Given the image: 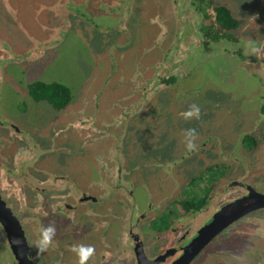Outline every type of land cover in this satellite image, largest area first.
Listing matches in <instances>:
<instances>
[{
    "label": "flooded vegetation",
    "instance_id": "obj_1",
    "mask_svg": "<svg viewBox=\"0 0 264 264\" xmlns=\"http://www.w3.org/2000/svg\"><path fill=\"white\" fill-rule=\"evenodd\" d=\"M255 5L0 0V87L73 18L121 34L97 48L82 101L70 88L49 101V129L37 135L0 107V264H77L73 244L95 247L88 264H264V205H236L264 195V0ZM192 104L200 119L185 120ZM49 224L53 245L38 254Z\"/></svg>",
    "mask_w": 264,
    "mask_h": 264
},
{
    "label": "rangeland",
    "instance_id": "obj_2",
    "mask_svg": "<svg viewBox=\"0 0 264 264\" xmlns=\"http://www.w3.org/2000/svg\"><path fill=\"white\" fill-rule=\"evenodd\" d=\"M227 1L239 10L253 9L254 4L257 5L261 0ZM24 15L26 16L24 26L29 27L31 18L28 13ZM91 25L82 19L73 18L72 26L58 46L47 48L42 56L27 61L24 65H10L6 68V78L0 87L2 111L24 129L38 135L43 132V127L47 130L51 126L48 121L52 118L54 108L48 97H36L31 90L27 91V86L30 87L29 82L33 80L60 82L68 86L75 97H79V102L82 101L84 85L89 86L97 80L95 77L97 48L103 47L111 38L121 35ZM24 30L26 31L25 28ZM34 31H39L38 26L35 25ZM146 130L151 132L152 129L147 126ZM60 156L67 157L63 147L56 153V158ZM74 163H78L77 159H74Z\"/></svg>",
    "mask_w": 264,
    "mask_h": 264
},
{
    "label": "clouds",
    "instance_id": "obj_3",
    "mask_svg": "<svg viewBox=\"0 0 264 264\" xmlns=\"http://www.w3.org/2000/svg\"><path fill=\"white\" fill-rule=\"evenodd\" d=\"M253 53H258L259 49L252 47ZM185 120L200 119L201 109L199 105L192 104L187 111L181 113ZM198 133L196 129L189 128L184 131V143L187 151L194 152L197 150ZM56 236V228L53 224L40 229V236L36 242L35 248L38 254H43L53 245ZM70 251L73 252L78 260L77 264H88V261L95 255V247L93 245L73 244L70 246Z\"/></svg>",
    "mask_w": 264,
    "mask_h": 264
},
{
    "label": "trees",
    "instance_id": "obj_4",
    "mask_svg": "<svg viewBox=\"0 0 264 264\" xmlns=\"http://www.w3.org/2000/svg\"><path fill=\"white\" fill-rule=\"evenodd\" d=\"M30 90L36 97H48L49 101L56 105H60V99L63 98L65 100L69 94L68 86L57 81L45 82L37 80L30 83Z\"/></svg>",
    "mask_w": 264,
    "mask_h": 264
},
{
    "label": "water",
    "instance_id": "obj_5",
    "mask_svg": "<svg viewBox=\"0 0 264 264\" xmlns=\"http://www.w3.org/2000/svg\"><path fill=\"white\" fill-rule=\"evenodd\" d=\"M252 194H253L252 196L247 197L245 200L238 201V203L236 204L238 206V210L241 207L244 208L245 204H246L245 209H242L241 211H245L247 209H251V208H253L255 206L264 205V197H263L264 195L255 194V193H252ZM233 208L235 209V207H233ZM221 220H223L222 213L218 212L215 215L214 220H212L210 223L206 224L204 226V228H202V230H203L202 234H204L206 237H210L211 235L215 234L216 233V227L221 224L220 223Z\"/></svg>",
    "mask_w": 264,
    "mask_h": 264
}]
</instances>
